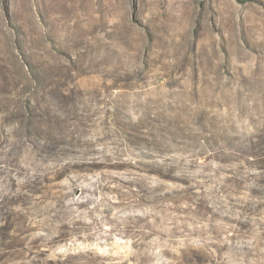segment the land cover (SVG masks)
<instances>
[{
  "label": "rangeland",
  "instance_id": "1",
  "mask_svg": "<svg viewBox=\"0 0 264 264\" xmlns=\"http://www.w3.org/2000/svg\"><path fill=\"white\" fill-rule=\"evenodd\" d=\"M7 235L11 264H264V0H0Z\"/></svg>",
  "mask_w": 264,
  "mask_h": 264
},
{
  "label": "trees",
  "instance_id": "2",
  "mask_svg": "<svg viewBox=\"0 0 264 264\" xmlns=\"http://www.w3.org/2000/svg\"><path fill=\"white\" fill-rule=\"evenodd\" d=\"M11 239L12 237L7 235L4 238V243H0V264H11L13 261L18 259L14 256L16 252L15 250L18 246L14 242H12ZM33 257L29 258V260H32L31 262H33L34 264H43V262L45 261V259H41L38 257L34 259Z\"/></svg>",
  "mask_w": 264,
  "mask_h": 264
}]
</instances>
